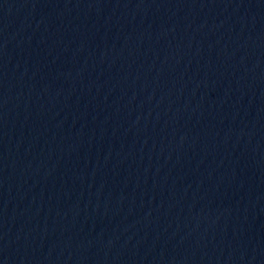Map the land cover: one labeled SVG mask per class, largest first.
Masks as SVG:
<instances>
[{
  "label": "water",
  "instance_id": "95a60500",
  "mask_svg": "<svg viewBox=\"0 0 264 264\" xmlns=\"http://www.w3.org/2000/svg\"><path fill=\"white\" fill-rule=\"evenodd\" d=\"M0 264H264V0H0Z\"/></svg>",
  "mask_w": 264,
  "mask_h": 264
}]
</instances>
